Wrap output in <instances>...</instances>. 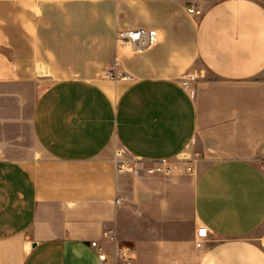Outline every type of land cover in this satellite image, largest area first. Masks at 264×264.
Instances as JSON below:
<instances>
[{
    "label": "crops",
    "instance_id": "0c3cea01",
    "mask_svg": "<svg viewBox=\"0 0 264 264\" xmlns=\"http://www.w3.org/2000/svg\"><path fill=\"white\" fill-rule=\"evenodd\" d=\"M139 26L148 48L115 37ZM197 64L209 77L186 87ZM118 147L204 161L139 180L115 175ZM92 240L107 264L118 246L132 264H264V0H0V264H103Z\"/></svg>",
    "mask_w": 264,
    "mask_h": 264
},
{
    "label": "built area",
    "instance_id": "2783aa9c",
    "mask_svg": "<svg viewBox=\"0 0 264 264\" xmlns=\"http://www.w3.org/2000/svg\"><path fill=\"white\" fill-rule=\"evenodd\" d=\"M197 2L194 1L186 7V11L189 13H194L197 11ZM118 40L125 42L132 50L140 51L148 48L152 43H154L158 38V32L155 29H149L142 26L132 28V29H121L115 34ZM103 77L111 80L120 79H130L129 74H121L118 76L114 72V67L111 66L103 72ZM113 169L115 175H123L128 173L131 168H129L126 159L121 157L113 158ZM208 231L205 226L199 227L195 232V245L197 248L202 246V243L207 238ZM103 238L110 241H115V235L112 230H104L102 233ZM90 246L96 251L101 262L107 264V257L104 253V249L97 240L90 241ZM114 260L117 264H132L133 254L132 250L127 246H118L114 254Z\"/></svg>",
    "mask_w": 264,
    "mask_h": 264
},
{
    "label": "rangeland",
    "instance_id": "374dc122",
    "mask_svg": "<svg viewBox=\"0 0 264 264\" xmlns=\"http://www.w3.org/2000/svg\"><path fill=\"white\" fill-rule=\"evenodd\" d=\"M196 4L197 11L194 13H189L186 11L187 14L192 16H199L202 13V6L199 3ZM39 73L41 72L39 71ZM46 73L47 71H45V74ZM207 77H209L207 72L201 65L197 64L195 68L191 72H189V74H186L183 77V82L186 87H189L198 79ZM40 78L42 79V84H45L46 82L54 79L52 76L46 75H41ZM113 156L121 157L124 160L126 159L129 168H131V170L128 172V177L139 180L168 181L174 177L184 175L195 176L200 164H202V162L204 161V156L201 153L191 151L190 148H187L179 157L173 160L154 162L152 164H144L138 160L129 158L123 148L120 147L114 150Z\"/></svg>",
    "mask_w": 264,
    "mask_h": 264
},
{
    "label": "bare ground",
    "instance_id": "6f19581e",
    "mask_svg": "<svg viewBox=\"0 0 264 264\" xmlns=\"http://www.w3.org/2000/svg\"><path fill=\"white\" fill-rule=\"evenodd\" d=\"M40 72L43 73V74H45V70H43V69H40Z\"/></svg>",
    "mask_w": 264,
    "mask_h": 264
}]
</instances>
